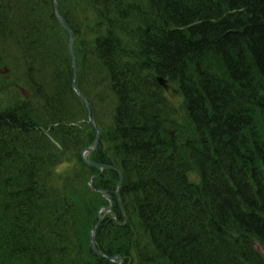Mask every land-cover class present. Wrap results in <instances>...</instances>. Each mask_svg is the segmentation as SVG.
Here are the masks:
<instances>
[{
	"label": "trees",
	"instance_id": "obj_1",
	"mask_svg": "<svg viewBox=\"0 0 264 264\" xmlns=\"http://www.w3.org/2000/svg\"><path fill=\"white\" fill-rule=\"evenodd\" d=\"M58 5L74 32L78 68L86 62V91H97L98 103L87 98L98 108V124L105 122L89 159L118 169L122 186L116 198L119 172L100 173L81 159L86 144L77 137L86 132L72 123L85 105L71 85L69 35L54 0H0V55L33 88L31 99L0 106V264H116L89 241L106 201L101 192L78 209L47 175L64 156L47 141L51 135L65 137L79 152L83 172L97 175V189L113 195L114 209L95 238L103 255H118L122 264H264V213L241 210L236 201L246 178L264 179V154L252 143L260 140L254 125L264 130V0H71L75 13L62 0ZM226 45L233 63L254 71L242 76L233 69ZM213 58L230 75L217 66L193 68ZM38 104L48 121L38 120ZM242 111L252 118L235 119ZM186 183L206 188L184 196L179 190ZM211 200L223 202L219 224L215 210L206 209ZM192 201L203 205L184 213ZM84 213L94 219L87 223Z\"/></svg>",
	"mask_w": 264,
	"mask_h": 264
},
{
	"label": "rangeland",
	"instance_id": "obj_2",
	"mask_svg": "<svg viewBox=\"0 0 264 264\" xmlns=\"http://www.w3.org/2000/svg\"><path fill=\"white\" fill-rule=\"evenodd\" d=\"M63 3H64V7L65 9L68 7V6H71V0H62ZM74 1H77V0H74ZM80 1V0H78ZM54 2H57L56 0H54ZM66 3L68 4L66 6ZM57 8L59 9V13L63 12L62 11V7H60L58 4H57ZM71 9L73 10L72 12L75 13V7L74 6H71ZM67 10V9H66ZM77 12V11H76ZM67 13V12H66ZM72 15V14H71ZM75 42V41H74ZM227 47V54L229 53V56H230V61H231V67L233 69H237L240 65V62H237L233 63V60H234V56L232 55V52L229 50L230 48V45H226ZM78 64L79 63V60H76ZM82 62V67L79 66L78 68V79H79V83H80V80H81V84L84 85L85 88H82L81 87V91L84 93L85 96H87L88 98L93 99L94 102L98 103V94H97V91H94V92H87L86 90H88V87L86 86L85 83V74L87 75V72L88 70L86 69V62L81 60ZM10 68V71L8 74H10V76L12 77V79H8L9 77H7V73H5V71L1 72L0 73V106L2 105L3 107H7V105L9 106H14L16 105L17 102L19 101H22L23 98H21V90L18 88L16 89L14 87V85L17 83L16 81H19L20 83L19 84H22L23 82V85L25 84L26 87L28 88H31L33 89L31 86H30V83H27V79L24 78L21 76L20 72L18 71V69H14V67L11 69L10 66H8ZM4 68L3 70L7 69V65L6 64H0V70ZM24 80H23V79ZM21 80H23L21 82ZM79 87H80V84H78ZM170 92L172 94V96L174 98L177 99L178 97V92H176L175 90V87L172 86V88H170ZM30 90V89H29ZM4 94H9L11 97H7L4 95ZM87 98V99H88ZM94 102H93V106H96L94 105ZM7 104V105H6ZM34 105V104H33ZM36 107V106H35ZM246 106L244 105V103L239 107V110H242L241 108H243V111L246 110L245 108ZM37 109H38V114H37V117H38V120H41L43 122H46L48 121V115H49V112L47 113L46 109L43 108L40 104L37 105ZM98 108H94V118H95V121L97 122V126L99 127H104L105 126V122H100L98 124ZM242 111V114L237 117L235 116L236 118L235 119H239L241 117H245V116H248V117H251L252 118V114L251 112H243ZM40 116V117H39ZM47 120H44L46 119ZM74 122L72 123V129L74 130H78V131H81L82 128L84 129V131L86 132V137L84 138V136L82 135L81 137H77L79 141H84V146H88V145H91L92 142L90 143V136H89V132H92L94 131L92 128H91V125L89 123V118H88V115H87V110L85 107H82L81 106V111L78 112V116H77V119L73 120ZM228 122L231 123L230 120H228ZM230 123H227L228 127L229 126H234L235 127V124L232 125ZM230 124V125H229ZM253 129H256V133H258V136L260 138L259 141H257V143L254 141L252 142L253 144H255V146L258 147V151H255L256 154L257 152H260L264 154V141L262 139V136H264V130L262 128V126L260 127L258 125L255 126L254 125V128ZM174 132V129H171V133ZM263 132V133H262ZM95 134V132H94ZM47 137V141L50 143V144H53L54 147L57 148L58 152L61 153V151L64 152V156H63V161L61 164H59V168L56 170L55 167H50L47 168V171L44 170V173L45 171L47 172V175H49V177H52V181H54V186H64V191L66 192V195L67 197L70 198L71 202L74 203V206L78 209H84L85 208V204H89L91 205L93 203V197L92 195L94 194H97V187L96 185L94 184V181L92 182L91 181V176L90 175H93L92 173L89 174L87 173V170H82V163L80 162V159H79V152H76V150L74 148L71 147V149L69 148V145L70 143L68 141H66V138L65 137H55L53 135L51 136H46ZM77 138L74 140V142L77 141ZM62 141H66V144H62L61 142ZM48 142H46V139L44 138H41V140L39 141V145L42 147L43 150H47V146H48ZM101 144L98 143L97 146H99ZM93 145V144H92ZM52 146V145H51ZM53 146H52V149H49V156L53 157V156H56L57 153L56 151H54L53 149ZM240 146V145H239ZM237 146V150H238V147ZM63 150H62V149ZM47 153V152H46ZM80 155H81V150H80ZM261 155V154H260ZM37 156V155H35ZM262 160L264 161V158L262 157ZM206 161V162H205ZM203 163H208V160H206V158L203 157V160H202ZM258 166V165H257ZM62 174H64L62 176ZM257 176V175H256ZM258 177V176H257ZM99 197L103 200H106V198L102 196H100V194L98 193ZM89 199V200H88ZM107 201H105V204H107ZM103 206V205H101ZM101 206H99L101 208ZM100 208L97 210V213L98 211L100 210ZM111 212V211H109ZM109 212H106V213H103L101 212V216L104 217V215H107V213ZM97 213H96V223H97ZM94 215H95V210H94ZM92 219L93 215H89L87 216L86 213H84V219H86L87 223L89 221V218ZM94 219V218H93ZM92 219V220H93ZM95 226V225H94ZM87 227V226H86ZM92 232V230H91ZM91 232H90V235H91ZM90 235H89V241L90 243L92 242L90 240ZM264 251V250H263ZM107 258H105L106 260ZM122 262H123V259H121ZM109 261V260H108ZM111 261V260H110ZM114 262V261H113Z\"/></svg>",
	"mask_w": 264,
	"mask_h": 264
},
{
	"label": "bare ground",
	"instance_id": "obj_3",
	"mask_svg": "<svg viewBox=\"0 0 264 264\" xmlns=\"http://www.w3.org/2000/svg\"><path fill=\"white\" fill-rule=\"evenodd\" d=\"M89 14V11L88 12H86V14ZM74 33V32H73ZM68 35H69V33H68ZM68 41H69V39H68ZM148 41V40H147ZM70 42V41H69ZM86 45L84 44L83 46H82V48L83 47H85ZM68 47H69V43H68ZM73 50L75 51V54H76V56H77V51L76 50H78V47H75V42L73 43ZM6 64L7 65V69H5V70H8V69H10L8 66H10L11 67V69L14 67V69L16 68L15 67V65H11L10 63H7L6 61H5V59L3 58V55H0V64ZM24 65H27L28 67H29V65L28 64H24ZM13 66V67H12ZM214 66H217V67H219V68H221V71H222V73L224 74V75H230V70H229V68L226 66V64L225 63H223L221 60H217L216 58H213V60L212 59H210L209 61H207V62H205V63H203V64H196L193 68L196 70V71H201V70H204V72H210L211 70H213V67ZM228 66H229V63H228ZM246 66H247V68H246ZM243 65V63H242V66H239L238 68H237V72L240 74V75H242V76H246L248 73H250V72H252V70L254 71V68L253 67H251V66H249V65ZM5 70H3V69H1L0 70V73L1 72H3V71H5ZM10 71V70H9ZM9 71H5V73H7V77H9L8 79H12V75L10 76V74H8L9 73ZM191 75H192V77H195V74L193 73V74H190V77H191ZM159 77H162V76H159ZM229 78H231V77H229ZM17 83L14 85V87L16 88V89H18L19 88V81H16ZM5 96H6V98L7 97H11L9 94H4ZM216 96V95H215ZM216 98H218V96H216ZM188 102H190L192 105H193V102L192 101H188ZM182 109H184V107L182 106ZM232 109V108H231ZM197 110H198V112L201 110V107H200V105H197ZM233 110V109H232ZM231 110V111H232ZM40 117V116H39ZM210 124V123H209ZM212 125V124H211ZM215 125V124H214ZM232 128H234V126H232ZM201 132V131H200ZM200 141H205V139H206V136H205V134L204 135H202L201 133L200 134H198V137H197ZM259 155V154H258ZM244 166H246L245 164H243ZM237 167H239V164H237L236 165ZM185 170H186V173L187 172H189L190 171V169H188V168H185ZM212 174V173H211ZM187 184V186H185ZM185 185H184V187L183 188H181L180 190H179V192H180V194H182V195H187V194H190V196H197V194H199V193H204V191H203V189L204 188H206V186H204L203 188H200V186H199V189L197 188L196 190H194V189H191L192 188V184H188V183H186ZM232 184L233 185H236L235 184V181H234V178H233V180H232ZM246 185H248V186H246L247 188L245 189V191L243 192V193H241L240 195L239 194H237V196H236V201H238V206H239V208H241V210H242V208H248V210H250L251 212H253V210L255 211V212H257L258 213V215H262L263 216V213H264V211H262V209H263V207H264V179H262V178H258L257 176H255V175H252V177L251 178H246ZM252 186L255 188V189H257L258 188V190H254L253 188H252ZM234 190L237 192V191H239V190H237V188H234ZM115 197L117 198L118 197V195H115ZM114 197V198H115ZM217 203V204H216ZM197 204H200V206H202L203 204L202 203H196V202H194V201H192V202H190V204L189 205H187L185 208H184V213H186L187 211H189V210H191V209H193V208H195L196 206H197ZM218 204H220L219 205V207L217 206ZM223 205V202L222 201H218V202H214L213 200H211L210 201V203H206V209H208V208H213L214 210H215V212L217 213V220L218 221H216L215 223L216 224H219L220 223V220H221V218H222V216H224V214L225 213H223L222 211H223V208L221 207ZM261 206H263V207H261ZM204 210H205V208H204ZM204 210L203 209H201V211L203 212V213H205L204 212ZM186 218L183 220L184 222H183V226L181 227V229H183V231L182 232H186V234H187V227H188V222L186 223ZM216 240V239H215ZM206 243L208 244V242H203V244L202 245H204V247H206V248H208L207 247V245H206ZM194 247V251H196V254H201V252H200V250L196 247V246H193ZM202 251V250H201Z\"/></svg>",
	"mask_w": 264,
	"mask_h": 264
},
{
	"label": "water",
	"instance_id": "obj_4",
	"mask_svg": "<svg viewBox=\"0 0 264 264\" xmlns=\"http://www.w3.org/2000/svg\"><path fill=\"white\" fill-rule=\"evenodd\" d=\"M57 1V0H56ZM55 8H57V2H55ZM57 16H58V19L60 21V23L64 26L65 29L68 30V33H69V52H71V56H72V63L74 65V79L72 81V85L77 93V95L80 97V99L83 100V102L85 103V106L87 107V110H88V118H89V122L92 126L93 129L97 130L98 131V134H97V137H96V141H95V145L94 147H86L83 149L82 151V156L84 157V155L86 153H90L92 152L98 145L99 143V139H100V136L102 134V130L99 129L96 124H95V121H94V118H93V107L90 106L86 96H84L82 93H81V90L79 89L78 85H76V79H77V74H76V70H77V63H76V54H75V51L73 50V43H74V40H73V37H74V34H73V31L72 29H70V26L68 25V23L64 20V18H62V16L59 14V11H58V8H57ZM158 80L160 81L161 84H165V81L163 79V77H158ZM24 93L27 94V96L29 95V93H27L26 91L23 90ZM89 163L91 166H100L102 168V170H104L106 167H110L111 169H113V167L111 166H108V165H101V164H94V163H91V162H87ZM122 175L120 177V180L118 181V190H120V187H121V182H122ZM116 195H118V192L115 193ZM110 201H111V204H109L108 206H104L103 208L100 209L99 213H98V223H97V226L94 228V231L92 232L91 236H90V240L92 241V247H93V250L95 252H97L99 254V251H97V247H96V240H95V231L97 230V227L100 225V223L102 222V219L101 218V211L102 210H105V211H108L109 209H111L113 207V200L111 198L110 195H108ZM112 260H114L115 262H117V264H120V262H118V257H110Z\"/></svg>",
	"mask_w": 264,
	"mask_h": 264
},
{
	"label": "flooded vegetation",
	"instance_id": "obj_5",
	"mask_svg": "<svg viewBox=\"0 0 264 264\" xmlns=\"http://www.w3.org/2000/svg\"><path fill=\"white\" fill-rule=\"evenodd\" d=\"M19 84V83H18ZM21 84H19V86H20ZM24 86H25V84H24ZM32 98V96H30L28 99H31Z\"/></svg>",
	"mask_w": 264,
	"mask_h": 264
}]
</instances>
